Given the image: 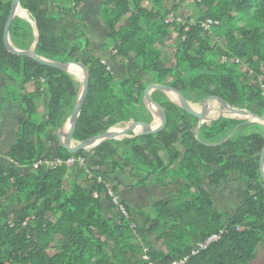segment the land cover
I'll return each mask as SVG.
<instances>
[{
  "label": "trees",
  "instance_id": "1",
  "mask_svg": "<svg viewBox=\"0 0 264 264\" xmlns=\"http://www.w3.org/2000/svg\"><path fill=\"white\" fill-rule=\"evenodd\" d=\"M187 2L195 5L194 16L186 20L191 31L166 26L167 17L180 14ZM12 3L0 0V73L19 81L25 90L28 82L44 79L51 96L49 120L42 126L28 121L13 151L15 164L32 172L46 151L47 128L57 132L65 126L82 82L67 71L6 49L3 31ZM80 3L20 0L38 28L39 56L61 63L83 62L89 67V91L75 141L112 128H127L132 122L151 123L152 113L142 101L144 88L151 82L181 89L195 105L220 97L234 108L264 117V0H107L101 12V21L109 30L106 48H112L120 66L103 63L90 54L89 29L78 15ZM208 20L219 23L212 34L202 28ZM171 29L178 40L174 65L167 64L156 48L159 39L170 37ZM10 37L20 50H31L37 40L33 24L18 17ZM115 66L125 73L124 78H117ZM157 92L162 91L154 90L152 98ZM24 99L33 118L35 102L27 95ZM156 101L169 116L167 128L160 133L107 141L74 155L59 149L58 157L63 159L90 158V174L74 168L73 177H69L70 169L63 166L42 167L33 175H23L18 167L0 166V264H147L142 258L144 246L152 261L168 264L192 254L199 243L226 225L221 239L200 250L187 264H253L259 245H264V180L260 171L264 128L225 118L197 131L196 117L169 98ZM252 125L257 130L248 128ZM130 166V175L139 179L138 184L157 185L163 191L176 188L170 200L152 205L153 218L140 215L141 224L134 221L128 207L132 219L122 217L107 197L105 185L98 183L99 177L109 182V175L126 172ZM105 167L109 170L104 172ZM231 174H240L249 187L241 207L226 215L214 210L204 185L207 179L209 187H215ZM83 181L88 188H82ZM114 192L119 193L117 188ZM104 200L110 201L109 210ZM34 216L36 222L23 228Z\"/></svg>",
  "mask_w": 264,
  "mask_h": 264
},
{
  "label": "crops",
  "instance_id": "2",
  "mask_svg": "<svg viewBox=\"0 0 264 264\" xmlns=\"http://www.w3.org/2000/svg\"><path fill=\"white\" fill-rule=\"evenodd\" d=\"M106 1L107 0H81L80 6L78 7V15L81 21L83 22V24L89 29L90 45L88 47V50L90 54L95 56L96 58L101 59V61H106L107 63L109 62L112 64H118L120 66L119 62L117 60H114L115 52L112 50V48L111 49L106 48L109 37V30L103 25L101 21V12ZM156 46H161V45L156 44ZM119 66H115L114 69L116 71L114 74H116L117 78H124L125 73L123 74L121 72V68ZM77 79L81 81L80 77H77ZM259 82H261L260 77H259ZM47 87H48L47 83L45 82L44 79H42L41 82L32 80L27 83L25 90L22 89L21 83L19 81H15V80L13 81L5 74L0 73V166L1 167H8V168L18 167L23 173V175H29L30 173L33 175L34 172L33 171L31 172L29 167H21L16 165L12 156H13V151L16 149L17 145L21 140V137L23 135V130L28 124V121L34 122V124H36L37 126H42L49 120V103L51 100V96L47 91ZM25 95H27L28 97L30 96L31 99H33L35 102L37 113L33 118L29 116L28 110H26L27 104L25 103V99H24ZM32 104L33 103L31 101V105ZM146 108L148 109V107ZM218 114L219 111L215 113L216 116ZM152 117L154 118L153 114ZM233 119L243 120L238 117ZM250 123H256L261 125L259 120L251 121ZM66 126L65 128L63 127L64 129L62 128L57 132H55L53 127L51 128V126L47 128L46 136L44 139V146L46 151L43 155V159L55 160L57 158H60L58 157V155L60 154L58 153V151L60 148L64 149L62 142L64 139L63 131H66ZM124 128L126 127H122V128L117 127V129H124ZM124 139L125 138L116 141H122ZM73 143L76 145L79 142L75 141L73 137ZM129 153L130 152H127L126 155L128 156ZM128 158H130V156H128ZM86 159H87V164H91V159L90 158H86ZM46 168L52 169L51 167H46ZM86 170L90 171L89 168L88 169L86 168ZM108 170H109L108 167L103 168L104 172ZM131 170L132 168L130 166L126 168V172L117 171L116 174L109 175L110 178L109 182H107L103 178L102 179L107 184H110L111 188H117L119 192L118 197L124 202L126 207L130 208L131 210H133L134 208H142L141 216L143 219L150 217L153 218L154 214L152 210V205L163 201L159 198V196H156V192L153 190L156 189L162 190V189L158 188L157 185H153V184H147V185L138 184L139 179L134 178V176L132 177L130 175ZM71 173H72V169L69 170L68 173L69 177H73ZM74 178L76 177L74 176ZM83 178L84 176L81 179ZM77 180L80 179L78 178ZM207 181L208 180L206 179L204 189L211 195L215 211L224 213L226 215H230L235 213L241 207V205L244 202V196L249 187V184L241 180L240 174H231L227 179L223 180L219 185H215V187H209ZM81 185L82 188L89 187V184L84 181L81 182ZM175 189H176L175 187H172L168 191H170L171 193ZM141 192H143V195L145 194L147 195L146 207H141L140 203H138L139 197H135V195L137 194L140 195ZM170 199L171 196H168L167 200ZM219 199L223 201L222 204L220 201H218ZM104 202H105L106 210H109L110 207L112 206L110 201L104 200ZM234 205L236 207L234 210L231 211V208ZM219 209H221L223 212L219 211ZM132 217L134 221L136 219L135 222L143 221L140 220V218L135 217V215H133V212H132ZM261 245L264 246L263 244ZM162 248L164 249L165 247Z\"/></svg>",
  "mask_w": 264,
  "mask_h": 264
},
{
  "label": "water",
  "instance_id": "3",
  "mask_svg": "<svg viewBox=\"0 0 264 264\" xmlns=\"http://www.w3.org/2000/svg\"><path fill=\"white\" fill-rule=\"evenodd\" d=\"M20 10L24 12V10L21 7L20 0H13L11 14L6 24L5 31H3V41H5L6 49L10 53L24 58L33 59L39 64H43L63 71H67L73 75L75 74L72 73L69 68V65L71 63L77 64L83 70V76L82 78H80L82 81V86L78 92L77 100L75 102L73 111L70 117L68 118V122L66 124L67 126L65 125L66 131H63L64 139L62 144L64 149L68 151L69 154L74 155L80 151H90L107 141L157 134L162 132L164 129H166L169 124V116L165 108H163L158 101L152 98L151 94L152 91L154 90L164 91L165 94L171 99V101H173L178 106H180L186 113L196 117L199 121L197 126V131L201 128L202 125L206 123H216L222 121L225 118H237V117L243 119L244 121H246V123L259 120L261 126L264 128V117H261L247 109L234 108L220 97H210L203 102L200 108H197L194 103H192L190 100L187 99V97L185 96L184 92L181 89L176 88L169 84H160L157 82H151L146 86L143 92L145 104L148 107V109L151 111V113L154 115L153 121L151 123H146L143 121L132 122V124H130L127 128L124 129L112 128L104 134L88 138L75 145L73 143V137L75 134L77 122L79 120L82 107L85 103L89 91V85H90L89 67L83 62L61 63L57 61H51L44 57L39 56L36 52V47L40 36L38 28L36 24L33 23L32 20L30 19L28 12L25 11L28 14V18L24 19L21 16H19ZM17 17L26 20L29 23L33 24V26H35L37 40L31 50L17 49L11 42L10 30L12 23ZM170 90L175 92V94L178 97V101H175L172 97H170L169 95ZM217 111H219V114L216 116L215 113ZM155 117H158L159 119L158 125H155ZM260 156H261L260 171H261V177L264 180V148Z\"/></svg>",
  "mask_w": 264,
  "mask_h": 264
},
{
  "label": "built area",
  "instance_id": "4",
  "mask_svg": "<svg viewBox=\"0 0 264 264\" xmlns=\"http://www.w3.org/2000/svg\"><path fill=\"white\" fill-rule=\"evenodd\" d=\"M165 24H166V26H168L170 28L175 27V26L187 27L186 19H184L182 17V15H180V14L169 15L165 21ZM195 25H196L195 22H193V26H195ZM218 27H219V23L212 21V20H208L205 23H203V25H202V28L205 30V32L210 33V34H212L213 30L215 28H218ZM186 31L190 32L191 27H187ZM103 63H105V61H103ZM108 69H111V68L108 67ZM85 165H86V159L84 157H81V156L70 157L68 159L57 158L55 160H47V159L42 158L41 160L37 161L34 164L33 169L35 171H37L44 166L51 167V168H59V167L64 166V167H67L69 169L72 167L84 168ZM86 173H89V171L86 170ZM98 181H99V183H102L105 185V187L107 188V191L109 193V197L112 199L113 204L115 206H117L121 215L128 219L129 218L128 212H127L126 208L119 202V199L116 198V196L114 195L113 190L111 188V185L104 182L102 178H99ZM227 228H228V225H226V227L224 229H222L218 234H215V235L211 236L208 240L199 243V246L194 249L192 254L187 255V256L180 258V259L172 260L168 264H187L188 262H190L192 256L199 254L200 250L206 249L208 247V245H210L211 243L219 241L221 239V237L227 232ZM237 231H243V228L237 227ZM142 258L147 261V264H156L154 261H152L150 259L149 255H148V248L147 247H144V250L142 253Z\"/></svg>",
  "mask_w": 264,
  "mask_h": 264
},
{
  "label": "rangeland",
  "instance_id": "5",
  "mask_svg": "<svg viewBox=\"0 0 264 264\" xmlns=\"http://www.w3.org/2000/svg\"><path fill=\"white\" fill-rule=\"evenodd\" d=\"M167 5L171 6L172 3L171 2H167L166 3ZM144 6L147 8L149 7L147 4H144ZM180 14L182 15V17L184 19H188L192 16H194L195 14V5L191 2H187V3H184L182 4V8H181V12ZM25 19V18H24ZM35 27V26H34ZM172 28H175V27H172ZM174 30L171 29V35L168 39L164 40V39H159L158 41V44L161 45V46H156V48L163 53V56H165L167 58V64H175V57H173V53L174 51L176 50L175 48V45L177 44L178 40L176 39L177 38V34L175 32H173ZM85 49V45H83V50ZM166 63V62H164ZM163 63V64H164ZM146 88V86H145ZM144 88V90H145ZM144 92V91H143ZM164 91L162 92H157V94L153 95V98L156 100H160V101H166L169 97L165 94ZM167 97V98H166ZM142 101L143 103L145 104V101H144V97L142 96ZM170 99V98H169ZM146 105V104H145ZM197 108H200V105L197 104L195 105ZM147 107V106H146ZM217 107V106H216ZM140 117L142 118H147L148 115H144V114H141ZM243 127H246V126H243ZM117 128V127H116ZM119 128H122V127H119ZM248 128L250 130H257V128H255L253 125L252 126H248ZM156 192V196H159V198L163 201H166L168 199V196H171V193L170 191H163V190H153ZM146 194L143 195V192L137 195H135V197H139L138 199V203H140L141 207H146ZM143 198H144V201H143ZM221 202V204L223 203L222 200H218ZM143 203V204H142ZM233 205V204H232ZM235 205L231 208V211L235 209ZM133 212V215H135V217H138L140 218V215H141V211H142V208H134L133 210H131ZM219 211L223 212L221 209H219ZM220 213V212H219ZM221 214H224V213H221ZM141 220V219H140ZM136 221V219H135ZM136 223H141V221H137ZM253 264H264V246L262 245H259L258 247V253H257V257L256 259L253 261Z\"/></svg>",
  "mask_w": 264,
  "mask_h": 264
},
{
  "label": "clouds",
  "instance_id": "6",
  "mask_svg": "<svg viewBox=\"0 0 264 264\" xmlns=\"http://www.w3.org/2000/svg\"><path fill=\"white\" fill-rule=\"evenodd\" d=\"M103 62V61H102ZM105 63H106V61H105ZM110 67V66H109ZM111 68V67H110ZM91 151V150H90ZM72 157H77V156H72ZM81 157H84L85 159H86V157L85 156H81ZM70 158V157H69ZM63 159V158H62ZM41 160V159H40ZM39 161V160H38ZM36 163V162H35ZM34 163V164H35ZM34 166V165H33ZM33 166H32V169H33ZM74 168H77V167H72V168H70V169H74ZM86 168H87V159H86V165H85V167L84 168H78V169H83V170H86ZM69 169V168H68ZM88 169V168H87ZM40 170V169H39ZM33 171H35L34 169H33ZM38 171V170H37ZM86 172V171H85ZM87 174H90V171H89V173H87ZM99 178H102V177H99ZM98 178V179H99ZM99 184H102V183H99ZM106 188V187H105ZM107 189V188H106ZM112 190H113V193H114V188H112ZM114 195L116 196V198H118L119 199V202L126 208V210H127V207L125 206V204H124V202L118 197V195H116L115 193H114ZM107 197L112 201V199L109 197V193H108V191H107ZM112 205H114L113 204V202H112ZM114 207H116V209L118 210V208H117V206H115L114 205ZM118 212H119V210H118ZM127 212H128V210H127ZM120 213V212H119ZM120 215H121V213H120ZM128 215H129V218L127 219V218H125L124 216H122V217H124L125 219H127V220H129V219H132V217H131V215H130V213L128 212ZM36 220H37V217L36 216H34V217H31V218H29V219H27L24 223H23V228H29V225L30 224H34L35 222H36ZM52 222H55V220L53 219V221ZM134 227V225L131 227L132 228V230H134L135 229V227ZM144 247H146V246H144ZM148 248V247H147Z\"/></svg>",
  "mask_w": 264,
  "mask_h": 264
},
{
  "label": "bare ground",
  "instance_id": "7",
  "mask_svg": "<svg viewBox=\"0 0 264 264\" xmlns=\"http://www.w3.org/2000/svg\"><path fill=\"white\" fill-rule=\"evenodd\" d=\"M30 15V14H29ZM19 16H21L22 18H28V14L24 11H22V10H20L19 11ZM69 68H70V71L72 72V73H74L77 77H80V78H82V76H83V70H82V68L80 67V66H78L77 64H73V63H71L70 65H69ZM169 95H170V97H172L175 101H178V97H177V95L175 94V92L174 91H172V90H170L169 91ZM156 110V109H155ZM157 111V110H156ZM235 115H237V114H235ZM234 117H237V116H234ZM159 124V119H158V117H155V125H158Z\"/></svg>",
  "mask_w": 264,
  "mask_h": 264
},
{
  "label": "flooded vegetation",
  "instance_id": "8",
  "mask_svg": "<svg viewBox=\"0 0 264 264\" xmlns=\"http://www.w3.org/2000/svg\"><path fill=\"white\" fill-rule=\"evenodd\" d=\"M197 105V104H196Z\"/></svg>",
  "mask_w": 264,
  "mask_h": 264
}]
</instances>
